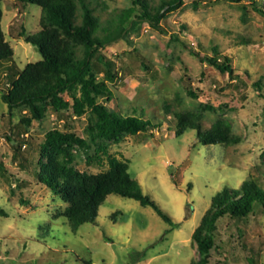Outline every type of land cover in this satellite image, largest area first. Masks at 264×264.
<instances>
[{
	"label": "rangeland",
	"instance_id": "rangeland-1",
	"mask_svg": "<svg viewBox=\"0 0 264 264\" xmlns=\"http://www.w3.org/2000/svg\"><path fill=\"white\" fill-rule=\"evenodd\" d=\"M94 5L105 20L131 6L132 0H98ZM259 9L264 12V0H186L165 16L161 29L144 23L139 34L103 51L114 60L118 78L108 83L112 97L99 101L110 110L143 114L159 124L104 144L108 153L128 162L143 192L173 218L177 226L170 232L152 207L117 194L106 198L95 223H85L77 232L70 231L64 219H54L67 203L36 177L45 134L55 128L70 130L89 141L88 147L72 148L73 164L80 171H107V157L90 141L86 115L71 116L47 106L40 120L26 125L21 119L31 117V111H10L0 90V209L7 215L0 217V264H197L200 253L192 234L213 196L251 178L264 182V13ZM2 11L14 63L23 69L40 61L39 49L20 32L40 30L41 7L4 0ZM176 35L182 43L173 38ZM214 48L220 60L231 58L234 76L191 52L213 56ZM94 73L103 78L104 65L98 63ZM2 81L0 75V89ZM178 111L200 113L203 129L226 120L241 141L204 145L195 130L177 136ZM18 140L25 143L17 154ZM251 259L264 264L260 209L243 224L228 217L219 221L208 264H251Z\"/></svg>",
	"mask_w": 264,
	"mask_h": 264
},
{
	"label": "trees",
	"instance_id": "trees-1",
	"mask_svg": "<svg viewBox=\"0 0 264 264\" xmlns=\"http://www.w3.org/2000/svg\"><path fill=\"white\" fill-rule=\"evenodd\" d=\"M3 1L0 0V75L4 86L0 89L1 99L10 111L21 107L31 111V117L24 116L21 119L26 125H30L33 119L40 120L47 106L56 112H71V116L86 115L89 139L96 144L97 151L106 155L109 164L107 171L97 174L78 170L73 164L75 155L72 148L88 147L89 141L70 130H49L40 144L35 173L40 183L67 203L54 219H64L70 231L77 232L85 223H95L99 208L106 198L117 194L152 207L170 225V232L177 226L173 218L143 192L131 175L128 162L108 153L104 144L105 141H119L123 135L149 132L159 124L143 114L125 115L110 110L99 99L112 97L113 92L108 83L118 78L114 60L103 52L106 47L139 34L144 23L161 29V21L165 16L186 0H132L131 6L116 11L105 20L94 5L98 0H16L25 5H38L42 11L41 28L37 33L29 34L24 29L20 32L26 42L39 49L42 59L27 64L23 69L14 63V50L4 38L1 24ZM259 11L264 13L261 9ZM173 38L182 43L177 35ZM214 51L216 54L213 56H201L191 50L220 72L234 76L231 58L224 56L220 60L217 57L218 49L214 48ZM98 63L105 67L103 78L96 77L94 73ZM258 85L261 87L260 83ZM191 95L196 97L193 92ZM164 106L169 112V103ZM206 107L213 109L212 106ZM174 116L177 136L187 130H195L198 141L204 145H229L241 141L240 136L232 133L226 120H217L210 128L203 129L202 115L198 112L178 111ZM7 138L13 140L10 136ZM22 141L18 140L19 144H14L17 154L20 153ZM99 160L102 158L99 157ZM257 209L264 212V182L259 179L251 178L243 181L239 188L226 186L218 191L192 234L200 253L197 264L210 262L212 251L216 248L217 226L221 219L228 217L236 224H243ZM0 217H7L2 209ZM46 227L50 231V223ZM39 229H43L42 225ZM250 263L255 264V260L251 259Z\"/></svg>",
	"mask_w": 264,
	"mask_h": 264
}]
</instances>
